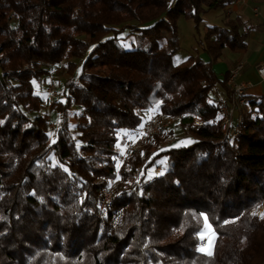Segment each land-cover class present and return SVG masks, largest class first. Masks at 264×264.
Masks as SVG:
<instances>
[{
  "label": "trees",
  "instance_id": "16d2710c",
  "mask_svg": "<svg viewBox=\"0 0 264 264\" xmlns=\"http://www.w3.org/2000/svg\"><path fill=\"white\" fill-rule=\"evenodd\" d=\"M233 3L0 0V264H264V97L244 96L236 134L223 133L232 91L213 69L224 51L245 49L250 28L233 19L200 30ZM181 19L207 62H176ZM53 66L69 78L49 133L46 114L29 115L42 108L33 83ZM220 89L225 101H213ZM147 111L176 119L192 141L120 158ZM105 189L113 199L102 217ZM205 217L211 255L198 249Z\"/></svg>",
  "mask_w": 264,
  "mask_h": 264
},
{
  "label": "rangeland",
  "instance_id": "374dc122",
  "mask_svg": "<svg viewBox=\"0 0 264 264\" xmlns=\"http://www.w3.org/2000/svg\"><path fill=\"white\" fill-rule=\"evenodd\" d=\"M186 23H189L192 27V23L186 20H183ZM191 23V24H190ZM206 23L203 22L202 26L205 25ZM129 31L125 30L122 34H120L119 38L122 39V44L126 47L129 48L130 43L133 41L132 36L128 35ZM179 35H180V44L182 49L180 50V53L178 54L179 57H184L185 55H192L194 52L193 50L191 51V44H192V31L190 29H187L184 24L180 25L179 28ZM190 44V45H189ZM74 63H77L78 67L77 70L75 71V75L78 74L79 72V64L77 60H72ZM69 78V74L64 71L61 66H53L49 67L47 69V73L45 77H43L42 81L40 83H33V89L34 93L38 95L41 100H42V108L39 113H33L30 114V117H33L37 114H46L48 116V128H49V133H52L54 129H56L58 125V112H57V107L63 103V97H62V90H63V85L66 79ZM52 88V91L55 93V96L50 95L48 93V89ZM251 94V93H250ZM214 100L216 101V93L213 94ZM253 96V95H251ZM246 109V107H243L239 110H237V113L233 114V116L230 118V127L233 129L236 125L237 121V115L239 116V112L242 110ZM78 110L76 108H73L70 113H69V120L71 123V126L73 127L74 124V116L77 114ZM220 117V115H219ZM237 117V118H236ZM141 126L139 130L137 131L138 134L135 135H128V139L123 142L121 146H119V156L120 158L128 156L131 152H139V153H144V150L147 146H150L153 149L152 155L157 153L161 149H165L171 146H177V145H183L187 144L192 141L191 136L188 134L186 130H183L179 127L178 122L176 119L165 117V116H160L154 111H147L144 113H141ZM165 120V127H164V133L161 134V143L157 146H154V143L152 141V138L155 134L150 135L147 132V127L148 125L153 122V121H161ZM141 130V131H140ZM159 132V131H158ZM158 134V133H156ZM128 142H133L132 146L128 145ZM139 145V147H136L135 150H132L133 145ZM120 158L118 163H120ZM162 160L157 162V167L161 169V162ZM153 167L150 171V173H156L154 172ZM113 186V184H111ZM201 234L203 235V239H201ZM199 239L200 241L204 242V246L198 247L199 251L202 253L208 254L210 251L212 253L213 251V246H214V241H215V235L212 231V229H205V220L203 223V227L201 232L199 233Z\"/></svg>",
  "mask_w": 264,
  "mask_h": 264
},
{
  "label": "crops",
  "instance_id": "0c3cea01",
  "mask_svg": "<svg viewBox=\"0 0 264 264\" xmlns=\"http://www.w3.org/2000/svg\"><path fill=\"white\" fill-rule=\"evenodd\" d=\"M233 19L250 28L245 41L246 47L244 50H237L235 52L224 51L220 61L214 65L213 69L218 78L222 80L235 65L242 63L243 70L236 81L245 86L244 96L264 97V80H260L255 72L256 67L264 61V0H242L239 3H233L227 10L210 12L203 16V22L207 25L222 26L227 20ZM182 24L192 31V44L190 46L191 51H194L192 55H197L202 61L207 62V56L195 45L193 26L191 27L189 23L181 19L178 22V29ZM200 30L201 32L204 31L202 25L200 26ZM179 53L180 51L175 57L177 63L182 62L189 55L179 57ZM216 97L220 102L225 101V96L221 89L216 91ZM237 117L239 116L237 115Z\"/></svg>",
  "mask_w": 264,
  "mask_h": 264
},
{
  "label": "built area",
  "instance_id": "2783aa9c",
  "mask_svg": "<svg viewBox=\"0 0 264 264\" xmlns=\"http://www.w3.org/2000/svg\"><path fill=\"white\" fill-rule=\"evenodd\" d=\"M242 0H234V3H239ZM243 70V64L238 63L237 65L234 66V68L228 73L227 81L226 84L229 87V89L232 91V99L231 101L226 104L222 105L220 108L222 109L223 115H224V123H226V133L228 132L229 134L234 130L230 127V118L233 116L235 111L238 109V105H246V101L244 98V90L245 86L243 84L237 83V79L240 75V73ZM256 75L260 80H264V61L260 63L256 69H255ZM48 93L50 95L55 96V93L52 91V88L48 89ZM165 122H161L159 124H149L147 127V132L149 133V129H159L162 126H164ZM194 126H201L202 122L198 119H196L193 122ZM141 131V130H140ZM138 134V133H137ZM160 169H155V171H159ZM104 192V203L101 208H99V213L101 215V211L105 210L107 207V200L110 198H113L111 191L108 189L103 190ZM123 209H119L115 213H113V216L111 218V226L113 228H116L121 225V213ZM199 247L204 246V242L200 241L199 242Z\"/></svg>",
  "mask_w": 264,
  "mask_h": 264
},
{
  "label": "bare ground",
  "instance_id": "6f19581e",
  "mask_svg": "<svg viewBox=\"0 0 264 264\" xmlns=\"http://www.w3.org/2000/svg\"><path fill=\"white\" fill-rule=\"evenodd\" d=\"M245 101H246V100H245ZM245 106H246V105H238V109H237V110H239V109H241V108H243V107H245ZM238 121H239V117L237 118V121H236V122H238ZM161 122H166V121H165V120H161V121H153V122H151V124H159V123H161ZM201 122H202V121H201ZM220 123H221V131H222L223 133H226V123H224V115H223V112H222V109H221V108H220ZM165 126H166V125H165V123H164V126H162V127L159 128V129H149V133H148V134H150V135L156 134V133H158V131H160L161 129H164ZM165 128H166V127H165ZM234 130H235V131H233V132L230 133L231 136H234V135L236 134V129H235V127H234ZM132 144H133V142H128V145L132 146ZM136 147H139V145L134 144L133 147H132V150H135ZM156 169H159V168H156ZM158 172H159V171H156V173H158ZM111 194H112V192H111ZM112 196H113V194H112ZM112 199H113V198H110L109 200H107V207H108V208H106L105 210H102V211H101V216H102V217H106V216H107V214H108V210L110 209L111 204H112ZM103 203H104V192H103V195H102V199H101V201H100V204H99V208L102 207ZM121 209H123V208H121ZM123 210H124V209H123ZM123 210H122V213H121V223H122V218H123ZM256 214H257V216H258L259 218L264 217V206H261V207L257 208V209H256ZM112 216H113V214H112L111 217H110V223H111V218H112Z\"/></svg>",
  "mask_w": 264,
  "mask_h": 264
},
{
  "label": "snow or ice",
  "instance_id": "6c2138e0",
  "mask_svg": "<svg viewBox=\"0 0 264 264\" xmlns=\"http://www.w3.org/2000/svg\"><path fill=\"white\" fill-rule=\"evenodd\" d=\"M253 214H255V213H253ZM201 215L203 216L204 214H201ZM262 218H264V217H262ZM205 229H210V225L207 223V218L206 217H205ZM201 239H203V235L202 234H201ZM201 251H203V249H201ZM208 254L211 255V252L209 251Z\"/></svg>",
  "mask_w": 264,
  "mask_h": 264
}]
</instances>
